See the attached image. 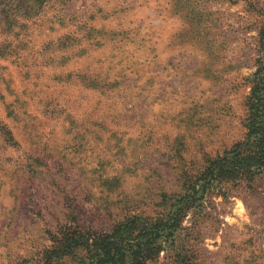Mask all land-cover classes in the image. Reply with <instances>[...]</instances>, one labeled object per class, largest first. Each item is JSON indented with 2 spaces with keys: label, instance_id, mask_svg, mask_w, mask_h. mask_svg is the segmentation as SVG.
<instances>
[{
  "label": "rangeland",
  "instance_id": "374dc122",
  "mask_svg": "<svg viewBox=\"0 0 264 264\" xmlns=\"http://www.w3.org/2000/svg\"><path fill=\"white\" fill-rule=\"evenodd\" d=\"M35 1L0 0V264L159 210L245 136L256 69L251 0ZM228 189L179 241L195 264H264V173Z\"/></svg>",
  "mask_w": 264,
  "mask_h": 264
},
{
  "label": "trees",
  "instance_id": "16d2710c",
  "mask_svg": "<svg viewBox=\"0 0 264 264\" xmlns=\"http://www.w3.org/2000/svg\"><path fill=\"white\" fill-rule=\"evenodd\" d=\"M45 1L36 0L32 8ZM248 5L258 10L262 19L254 48L256 69L250 77L251 90L246 100L245 136L208 158L202 169L182 176V190L170 197L162 195L159 210L153 214L127 215L107 231L67 224L51 232L52 244L35 264H149L163 252L170 254L173 264H195L194 251L182 239L179 241L188 230V216L202 212L206 198L214 193L227 197L229 186L254 189L264 173V8H257L254 0ZM2 130L12 137L6 126ZM14 264L32 263L24 259Z\"/></svg>",
  "mask_w": 264,
  "mask_h": 264
}]
</instances>
